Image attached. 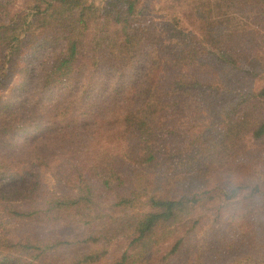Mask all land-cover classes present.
<instances>
[{
    "label": "trees",
    "instance_id": "trees-1",
    "mask_svg": "<svg viewBox=\"0 0 264 264\" xmlns=\"http://www.w3.org/2000/svg\"><path fill=\"white\" fill-rule=\"evenodd\" d=\"M25 1L0 20V86L26 73L10 88L18 109L38 81L51 104L43 121L0 112V200L29 179L44 200L12 208L31 233L6 246L46 258L75 241L66 231L76 225L94 248L70 264H264V205L226 219L221 182L208 181L264 164V0H192L154 14L138 0ZM245 138L260 146L252 155ZM44 166L61 192L42 193ZM253 193L264 199V184ZM208 214L213 229L188 245ZM0 264L23 263L4 253Z\"/></svg>",
    "mask_w": 264,
    "mask_h": 264
},
{
    "label": "rangeland",
    "instance_id": "rangeland-1",
    "mask_svg": "<svg viewBox=\"0 0 264 264\" xmlns=\"http://www.w3.org/2000/svg\"><path fill=\"white\" fill-rule=\"evenodd\" d=\"M25 0H7V2H1L0 1V6L1 7V13H0V20L4 17L3 13H10L11 10L14 9H20L23 8L24 6H27V3H25ZM106 2V0H89L88 3L92 6L95 7H102V5ZM190 2V3H189ZM192 3V0H138L137 5L139 6V8H142L146 14H154V13H160V10H166V9H170L172 10L173 8H176V6H178L179 4L181 5L180 8H186L188 9L190 7ZM171 39H175V37H173L174 35H170ZM20 67L19 68H23V63L20 62L19 63ZM9 65V64H8ZM7 65V66H8ZM25 70V68H23ZM28 70H30V72L33 70V74L35 75V78L38 77V80L41 78L42 72L41 71H35L34 69V65L28 66ZM26 70V72L28 71ZM26 73H21V74H13L11 75L10 78H8V82L6 85L4 86H0V99L2 101H4L6 104L2 105L5 109L1 110L0 112H6V111H12L14 109H16L17 111H23L20 114H15L12 115L11 118L16 119V121L18 123H14V124H20L19 123V119H28V118H33L34 116H36L37 114H40L42 116V121L43 119L48 118V114L46 112V108L51 104V99L50 98H40L41 97V89H37L39 87V85H34V91H32V98L31 101L29 103L28 107H32L31 109H29L28 107L24 108V109H18L19 105H20V99L15 98L12 96L11 92H10V88L13 85H17V83L25 76ZM262 84V82L260 80L257 81L256 86H260ZM54 101V100H53ZM39 102H41L39 104ZM261 108H264V105H262V103H260L259 105ZM7 117V115L5 116V118ZM41 121V123H42ZM21 122V120H20ZM28 122V121H27ZM39 123V124H41ZM25 123L22 124V126L25 127ZM98 140H93L91 143H93V145L96 146V148H100V145L102 144L101 142L98 144L97 142ZM256 143H254L253 141H249V139L245 138L244 139V143H242V145L246 146L247 148L245 149L247 152L250 153V155L254 154V148L259 147L260 146ZM264 145V144H263ZM161 146L162 143H161ZM113 153V152H110ZM185 153V152H184ZM260 155L262 154V156L264 157V153H263V149H261V152L259 153ZM184 155V154H183ZM53 155H51V159L50 162L48 163L49 167H53L55 164L58 163V161L60 160L59 157H57L56 159H52ZM24 157V156H23ZM217 159V158H216ZM258 160V158H257ZM260 163L259 165V169L258 171H246V173L243 174V176L245 177H258L261 179V183L264 184V164L261 161H258ZM44 174L42 176V183L44 185L43 189H41L42 193L45 194V192H61L63 190V186L60 187V185L58 184L57 180L54 179V177L52 176V174H50V171L48 169V167L44 166ZM215 170H217L216 165H215ZM224 175L226 173H223ZM221 175L220 179L211 177L209 181V183L211 184V186H214L215 184H218V182H220L219 180H221V177L224 176ZM33 181L32 179H29L27 182H20L19 184H17V188L20 192H22L19 197H16V195L11 196L10 200L3 201L0 200V250L3 252L1 253V258H0V263L2 261V257L4 255V253H9L12 256H14V258H20V263H28V264H70V261H67L65 258H71L70 255L74 254L76 251H84V250H88L89 248L93 249L94 246L93 245H86L83 242H80L77 240L76 236L77 234H79L83 228H79L75 225L74 228H69L67 232V234L69 235L68 237L72 239H74L75 241H71L70 243H66L64 245H61V247L58 249L55 246H49V248L45 251L47 252L46 254H48V256L46 258L42 255L39 258H35L32 256V254H27L24 253L22 251V253L16 252L19 249H21L20 247L16 248V246H6L12 242H16L18 241L20 238H23L25 233H31V230L29 229V227H25L23 226V224H25L24 222H22L20 224L21 219L18 220H13L10 217L12 208L16 207L18 209H29L32 210V206L34 204H38L37 206L39 207V204H42L43 202V198L42 195L39 197L38 192H34L31 193L30 189L27 191V188H32L34 185L32 184ZM150 184V183H149ZM151 186V185H150ZM146 191H147V187H146ZM5 197V195H4ZM17 198H20L18 200H16ZM209 219H207L206 222L203 223V225L198 229L196 235H193V239L190 240L188 245H193L194 243H197V246L200 244V240L202 238H205L206 235L209 233V231H211L213 229V215L212 214H208ZM41 219V218H40ZM18 221V222H17ZM34 224L36 226V223L34 221ZM41 231L46 232L43 229H39ZM66 230V229H65ZM40 232V231H39ZM38 232V233H39ZM36 234V233H35ZM55 236V234L48 236V234H46V238H47V242L48 239H51L50 242H53V237ZM59 238H62L65 235H61L58 234L57 235ZM16 248V249H15ZM188 248H190V250H196V246H189ZM23 250V249H21ZM85 252V251H84ZM37 253H40V251H37ZM57 255H59L58 257H56ZM234 258V259H233ZM236 260L237 264H241L242 260L240 259V256L238 255H233L231 257L230 260ZM67 261V262H66ZM25 262V263H24Z\"/></svg>",
    "mask_w": 264,
    "mask_h": 264
},
{
    "label": "clouds",
    "instance_id": "clouds-1",
    "mask_svg": "<svg viewBox=\"0 0 264 264\" xmlns=\"http://www.w3.org/2000/svg\"><path fill=\"white\" fill-rule=\"evenodd\" d=\"M220 182L224 196L218 201L217 207L224 218L231 219L243 215L253 203L257 206L264 205V199L253 193V189L261 183L260 178L229 172L221 177Z\"/></svg>",
    "mask_w": 264,
    "mask_h": 264
}]
</instances>
